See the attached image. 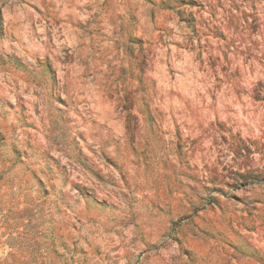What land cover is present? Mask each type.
<instances>
[{
    "label": "rangeland",
    "instance_id": "374dc122",
    "mask_svg": "<svg viewBox=\"0 0 264 264\" xmlns=\"http://www.w3.org/2000/svg\"><path fill=\"white\" fill-rule=\"evenodd\" d=\"M0 264H264V0H0Z\"/></svg>",
    "mask_w": 264,
    "mask_h": 264
}]
</instances>
